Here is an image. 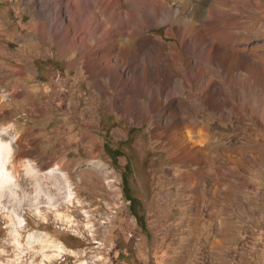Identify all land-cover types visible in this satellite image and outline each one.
I'll list each match as a JSON object with an SVG mask.
<instances>
[{
  "label": "rangeland",
  "instance_id": "374dc122",
  "mask_svg": "<svg viewBox=\"0 0 264 264\" xmlns=\"http://www.w3.org/2000/svg\"><path fill=\"white\" fill-rule=\"evenodd\" d=\"M14 1L0 0L6 28L0 35V140L8 144L7 169L14 176L13 185L0 190V264H264L262 214L252 215L254 231L235 221L221 253L203 239L192 252L193 223L187 216L176 219L171 207L179 192L172 182L190 167L164 166L162 159L163 143L192 136L185 129L198 125L202 137L243 148L232 156L244 174L237 181H264V0H114L122 13L144 18V34L165 45L162 61L175 43L183 59L170 64L182 67L189 58L194 66L188 80L185 73L161 75V89L150 93L116 83L117 75L131 78L132 53L121 58L118 70L104 72L96 66L100 52L84 58L68 45L84 37L85 46L95 44L88 38L99 33L83 21L96 11L91 0H77L85 8L75 7L76 0H17V11ZM181 2L194 17L187 51L174 29L182 23L176 13ZM69 5L72 21L64 13ZM167 5L175 11L171 16ZM58 6L69 27L62 42L49 29L47 13L44 27L41 22L45 7ZM102 16L94 14L96 27L113 25ZM36 118L46 119L43 134L33 132ZM218 158L224 170L230 168ZM51 168L60 174H46ZM122 177L143 205L145 230L129 212ZM37 189L45 196L36 198Z\"/></svg>",
  "mask_w": 264,
  "mask_h": 264
},
{
  "label": "crops",
  "instance_id": "0c3cea01",
  "mask_svg": "<svg viewBox=\"0 0 264 264\" xmlns=\"http://www.w3.org/2000/svg\"><path fill=\"white\" fill-rule=\"evenodd\" d=\"M35 122L33 132L43 134L46 119L36 118ZM28 128L26 127V130ZM191 129L194 131L192 136L185 135L186 137L180 139L173 136L162 145V148L166 149V154L162 155L164 166L171 165L176 169L190 167L182 171V178L172 182L174 189L179 192L171 207L178 212L176 219L180 220L187 216L186 219L193 223L190 238L192 252L200 250L196 241L203 239L208 242L206 247H210L212 252L221 253L222 248L228 243L226 242L229 237L228 231L231 229L232 232L236 228L235 221H241V226L247 224L254 231L252 223L255 220L252 215L264 216V181L256 183L237 181L244 174L237 171V163L232 156L243 152V148L223 147L213 140L202 137V129L198 125H193ZM219 155L226 158L224 165L227 167L229 164L230 168L223 169ZM35 156L40 158L41 154ZM42 157L48 158L50 155ZM250 165L248 161L246 166ZM194 166L198 167L193 169ZM172 174L177 176L175 171ZM191 175L195 176V180ZM213 223L214 231H211ZM225 232L227 235H223Z\"/></svg>",
  "mask_w": 264,
  "mask_h": 264
},
{
  "label": "bare ground",
  "instance_id": "6f19581e",
  "mask_svg": "<svg viewBox=\"0 0 264 264\" xmlns=\"http://www.w3.org/2000/svg\"><path fill=\"white\" fill-rule=\"evenodd\" d=\"M26 1L29 4H32V1L33 0H26ZM47 1L48 0H40L39 2L43 3V5L44 4L46 5ZM95 1H97V3L99 1L101 6L99 7V5L96 4ZM113 1L114 0H91V1H89V2H93L91 4L93 5V8H96L95 9L96 11L95 12L88 11V14L90 16L87 17V18H83V21L86 22V24L88 25V30L93 29V31H97L99 34L97 33L98 34V37L92 36V40L90 39L91 36H90V38H88V41L95 42V44L92 45V46H90V47L85 46V44L87 43V41L84 40L85 37L84 38H80V41H78L79 42L78 43L79 45L75 44L77 42H74L75 41L74 38L71 39V42H69L68 45L69 46H73L74 48L78 49L81 52V56L80 57H84L85 58V56L86 57L87 56H90V55H93L94 56V54L96 56L97 53L100 52L101 55H100V58H99V62H97L96 66L99 67V69L104 70V72H105L109 68H112L113 70H118V67H117L118 62L124 60V59L121 60V58L128 57L132 53V62L131 63L133 64V66L131 67V70H130V76H131V78L122 79L120 77H117L118 75L117 76L115 75L116 78H117L116 83H117V85H118V83H119V85L121 84L120 85L121 87H122V85L124 87L126 84H129V86H130V84H132V86H134V87L135 86H139V87L142 86L143 87L142 90H144L146 92L149 91V93L152 92L153 90H155V91L157 89L159 90V88L162 86V82L159 81L158 79L160 78L161 75L162 76H165V74L168 71H171L173 73H175V72H179V73H183V74L185 73L184 74V77L186 79H187V76L188 75H190L191 73H193L194 66H191L190 61H189V58H185L184 59V66H182V67H180L177 64H174L175 66H173L172 64H170V61L171 60H176V59L182 60L183 59V55L180 54V51L181 50H179L180 48H178V46L175 43H172V52L169 53L168 55H166L167 56V60L166 61H162L160 58H161V56L164 55V52L163 51L165 49V45L158 44L157 43L158 41L156 42V40H155V42H156V45H155V42H153L154 39L152 38V36L145 35L144 34V29H146L148 27V25L146 23L144 24V21H143L144 18L142 19V17H140L141 15L137 17L136 15L132 14L129 11L122 13L123 12L122 10H118L117 9V8H119V5L114 6V2ZM117 1H119V0H117ZM14 3L16 5L15 6L16 7L15 9L17 11L18 10V7H19L18 6L19 5L18 4V1L15 0ZM54 3H56V2H54ZM54 3H52V4H54ZM115 4H116V2H115ZM74 5H75V7L77 6L78 8H79V6L85 8L84 6L86 4H82V2L80 4L77 1ZM186 5H187V3L183 4L181 2V5H179L180 10H179L178 6L176 7L177 8V12L176 13L178 15V17H177L178 18V21L180 23L181 22L182 23H181V25H176V27H174L175 32L179 34L180 45H181V47H182V49L184 51H187V48L185 47V43L187 42V39L189 38L190 32L192 30V28H191L192 26L190 25V22H191V19H194V17L192 18V16H191L192 14H190V12H188L186 10V8H185ZM101 7H103L102 10H101ZM112 7H113V10H110V8H112ZM53 8H54V6H53ZM53 8L51 10H48L45 7L44 10L41 12L42 13L41 22H43L42 23V27H44L43 26L44 20L47 19L45 17V15L47 13L49 15L48 17L50 19L49 22H48L49 23V29L56 34L57 39H58V42H62V40L65 39L64 37L67 34H69V29H68L69 27L68 26L67 27L64 26V22L65 21L61 17V15H62V12L60 10L61 7L59 8V6H58L57 9L55 8V10ZM67 8L68 9H66L65 12H64L66 17L68 15H71L72 14V12L69 10L70 5L67 6ZM167 9H168V11H167L168 13H166V14H169V16H171V13L173 11V9H171V5H167ZM98 12L101 13V15H103V16H107V17L110 16L111 19H112L113 25L112 26H105V27H99V26L96 27L94 24H96L97 20L94 17V14L95 13L97 14ZM173 13H175V11H173ZM157 15H156V19L158 18ZM67 18H69V17H67ZM145 18H147V16ZM68 20L69 21H72V20H75V19L72 17V18H69ZM106 20L107 19L104 18V20H101V21L102 22H105ZM151 20H154V18L152 17ZM81 21L82 20L80 19L79 22H81ZM192 22H193V20H192ZM81 23H83V22H81ZM100 24H102V23H100ZM87 25H85V26L87 27ZM105 25H107V24L105 23ZM57 28H60V31H62V32L57 33L56 32ZM40 31H42V28H41ZM5 33H6L5 26H3V25L0 24V35H4ZM168 33L171 34V31H168ZM45 34H46V32H45ZM71 34H73V33H71ZM87 36H89V35H87ZM27 44L28 45H31V41L30 42H27ZM105 44H107L108 47L107 48L104 47L105 49H103L102 46L105 45ZM33 45H34V43H32V46ZM156 47H158V49ZM61 50L65 52L66 47H62ZM3 51H4V47L0 46V54L3 53ZM95 56H94V58H96ZM110 59H112V62H114V64L111 67H109L110 62H111ZM88 61L89 60H86V65H89V62ZM195 65H197V64H195ZM121 70H125V69L123 67H121ZM148 77H150L152 79H150ZM154 77H156V80H155ZM186 82L187 81L185 80V83ZM159 84H160V87L158 88V85ZM134 87H133V89L136 88V87L135 88ZM137 89H139V88L137 87ZM187 128L185 129V130H187V133H191L192 134L194 132L190 128L189 129H187ZM172 131L174 132V130H172ZM187 133H186V135H187ZM9 155L10 154L8 152V144L7 143H4L3 144L1 142V140H0V190L1 191H2V189L4 187V184L11 183L13 185L12 182L14 181L13 180L14 176L12 175L13 173L11 174V172L7 169V163L9 162V158H10ZM54 168H51L46 174H49V173H51V174H54V173L55 174H60L59 173L60 170L58 168H56V169H54ZM26 171H28V170H26ZM31 172H33V170H31ZM57 176H59V175H57ZM14 184H16L15 187H18L19 186L18 188L20 189V185L18 183L14 182ZM39 186L37 185V188H39ZM7 188L10 190L9 187H7ZM38 191L39 192H38L36 198L40 194H42V195L45 196V193H44L43 189L38 190ZM10 192H12V191H10ZM14 193L15 192L13 191L11 194L13 195ZM69 196H70V194H69ZM48 201H51V200L48 199ZM60 251L61 250L59 249L58 253L56 254L57 256L60 254Z\"/></svg>",
  "mask_w": 264,
  "mask_h": 264
},
{
  "label": "trees",
  "instance_id": "16d2710c",
  "mask_svg": "<svg viewBox=\"0 0 264 264\" xmlns=\"http://www.w3.org/2000/svg\"><path fill=\"white\" fill-rule=\"evenodd\" d=\"M122 184H123L122 192H123L124 198L129 202V212L135 218L137 225L145 230L146 222L144 219L143 205L139 199L133 197L130 194V189L129 187H127V179L125 177H122Z\"/></svg>",
  "mask_w": 264,
  "mask_h": 264
}]
</instances>
